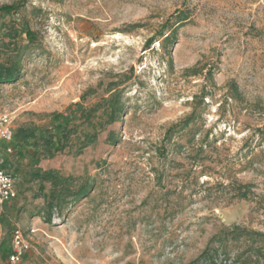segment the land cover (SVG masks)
Listing matches in <instances>:
<instances>
[{
    "label": "rangeland",
    "instance_id": "rangeland-1",
    "mask_svg": "<svg viewBox=\"0 0 264 264\" xmlns=\"http://www.w3.org/2000/svg\"><path fill=\"white\" fill-rule=\"evenodd\" d=\"M5 114L0 264H264V0H0Z\"/></svg>",
    "mask_w": 264,
    "mask_h": 264
},
{
    "label": "built area",
    "instance_id": "built-area-1",
    "mask_svg": "<svg viewBox=\"0 0 264 264\" xmlns=\"http://www.w3.org/2000/svg\"><path fill=\"white\" fill-rule=\"evenodd\" d=\"M8 115H0V203L11 200L15 197L14 179L11 173L5 168L4 153L10 152L8 142L13 138V131L8 122ZM13 250L8 254V263L22 264V257L28 250L20 229L14 231Z\"/></svg>",
    "mask_w": 264,
    "mask_h": 264
},
{
    "label": "trees",
    "instance_id": "trees-1",
    "mask_svg": "<svg viewBox=\"0 0 264 264\" xmlns=\"http://www.w3.org/2000/svg\"><path fill=\"white\" fill-rule=\"evenodd\" d=\"M1 10L8 13L12 10V8L7 6V7L2 8ZM48 178L49 180H53V182L56 183V186L58 187V185L60 184L59 181H61L60 179L58 180L56 177L54 176L52 177L51 175H49ZM82 193L83 191L82 192L78 191V192H74L73 195L74 196L81 195ZM228 234L231 235V238H234V237L237 238L242 235H247L248 237L251 236V233L250 234L240 233L236 229H233V231H231ZM217 242L221 243L222 240L219 237L217 238L213 237L211 239L210 244L203 250V252L197 257V259H195L191 264H258L256 262H253L251 259H244L243 261H240L239 257L230 259L231 257L227 253L226 250H223L220 253L218 249H212V245Z\"/></svg>",
    "mask_w": 264,
    "mask_h": 264
}]
</instances>
